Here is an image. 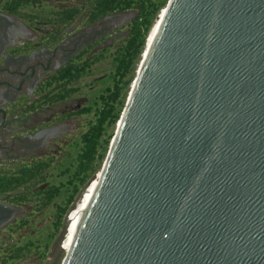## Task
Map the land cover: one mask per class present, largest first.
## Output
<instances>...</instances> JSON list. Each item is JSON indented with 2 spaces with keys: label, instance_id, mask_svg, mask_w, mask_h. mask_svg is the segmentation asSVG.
Returning a JSON list of instances; mask_svg holds the SVG:
<instances>
[{
  "label": "water",
  "instance_id": "water-1",
  "mask_svg": "<svg viewBox=\"0 0 264 264\" xmlns=\"http://www.w3.org/2000/svg\"><path fill=\"white\" fill-rule=\"evenodd\" d=\"M160 13L61 264H264V0Z\"/></svg>",
  "mask_w": 264,
  "mask_h": 264
},
{
  "label": "flooded vegetation",
  "instance_id": "flooded-vegetation-1",
  "mask_svg": "<svg viewBox=\"0 0 264 264\" xmlns=\"http://www.w3.org/2000/svg\"><path fill=\"white\" fill-rule=\"evenodd\" d=\"M7 1L0 0L2 177L17 175L23 167H30L41 160L55 165L69 152L72 143L88 126V114L83 110L105 75L89 81L88 78L99 64L106 63L107 68L108 61L91 65L90 75L67 86L75 91L55 101L52 100L54 96L65 92L62 88L66 82V78H62L63 69L86 62L90 56L101 54L107 48L113 50L120 46L129 35L130 25L136 16V10H128L134 15L120 29L124 21L122 15L128 11L108 14L91 23L84 18L83 11L61 25L56 22L63 17L57 12L86 7L88 0L79 4L51 3L54 0H48L44 7L50 15L32 6L12 12L7 8ZM47 17L52 21L48 23ZM74 99H79L80 103L69 109L68 103ZM74 118L86 121L85 128L75 135L72 129H78L74 126ZM22 193V187L0 193V264L5 260L7 250L24 235L26 221L34 222L38 218L33 215L31 205L17 199ZM33 259L36 258L30 256L13 264Z\"/></svg>",
  "mask_w": 264,
  "mask_h": 264
},
{
  "label": "trees",
  "instance_id": "trees-1",
  "mask_svg": "<svg viewBox=\"0 0 264 264\" xmlns=\"http://www.w3.org/2000/svg\"><path fill=\"white\" fill-rule=\"evenodd\" d=\"M47 1L8 0L7 8L19 12L23 7L32 6L50 15L44 7ZM167 3L168 0H88L86 7L57 12L63 17L56 22L61 25L83 11L89 23L108 14L128 10H136V16L130 25L129 35L120 46L113 50L107 48L101 54L90 56L84 64L70 65L62 70V78H66L62 87L65 92L54 96L52 100L55 101L74 92L67 86L90 75L91 65L108 61L105 76L83 110L88 114V126L72 143L69 152L55 165L41 160L30 167H23L17 175L0 176V193L22 187L24 193L17 199L31 205L34 216L48 218L43 226L38 225V219L34 222L28 219L24 224V235L7 250L1 264H13L30 256L38 260L36 264H44L48 259L77 198L103 166L146 47V39ZM46 21L49 23L52 19L47 17Z\"/></svg>",
  "mask_w": 264,
  "mask_h": 264
},
{
  "label": "rangeland",
  "instance_id": "rangeland-1",
  "mask_svg": "<svg viewBox=\"0 0 264 264\" xmlns=\"http://www.w3.org/2000/svg\"><path fill=\"white\" fill-rule=\"evenodd\" d=\"M83 0H54L52 1L51 3L53 2H68V3H73V4H79L80 2H82ZM134 14L131 12V11H128V12H125L122 17L124 18V21L122 22V26L120 29H122L125 25H126V21L127 19H129L130 17H132ZM119 29V30H120ZM117 38H115L114 40H116ZM106 63H101L99 64L97 67H95L94 69V73L93 75L88 78V81L92 78H97V77H100V76H104L106 74ZM79 99H74V100H71L69 101L68 103V108L69 109H73L75 108L78 104H79ZM59 109H63V108H59ZM85 119L84 118H74L73 119V123H75L74 126L77 127V131L75 129H72V132L74 133V135L76 133H78L80 130L84 129L85 128ZM73 214V213H72ZM72 216V215H71ZM37 219H38V225L39 226H43L46 221L48 220V218H42L40 217V215H37ZM61 236V235H60ZM60 236L58 237L57 241H56V244L54 245V247L52 248L50 254H49V257L48 259L46 260V262L44 264H61L62 261H63V258L65 257L66 255V252H67V238H66V241H65V244H62L63 242L60 241ZM62 244V248L60 247V243ZM38 260H27V261H24L22 262L21 264H36Z\"/></svg>",
  "mask_w": 264,
  "mask_h": 264
},
{
  "label": "bare ground",
  "instance_id": "bare-ground-1",
  "mask_svg": "<svg viewBox=\"0 0 264 264\" xmlns=\"http://www.w3.org/2000/svg\"><path fill=\"white\" fill-rule=\"evenodd\" d=\"M162 18H163V16L160 13V17L158 18V20L153 25L152 30L150 31V33L148 35V39H146L147 40L146 47H145L146 50H147V48H150L152 46V44L154 43L157 32H159V30H160ZM98 185H99V178H96L92 182V184L87 188V190L83 193V195L80 198L75 209H73L69 213V216L67 219L68 220V226H67L66 234L64 237V241H63V244H65V241L67 238V242H68L67 252H69L72 248V245H73V242L76 238V234L78 233L80 224L84 218V215H85L87 208L89 207L91 201L94 198V194L98 188Z\"/></svg>",
  "mask_w": 264,
  "mask_h": 264
}]
</instances>
